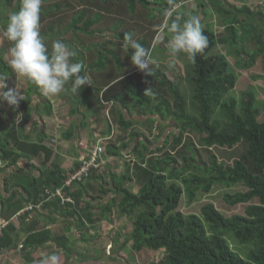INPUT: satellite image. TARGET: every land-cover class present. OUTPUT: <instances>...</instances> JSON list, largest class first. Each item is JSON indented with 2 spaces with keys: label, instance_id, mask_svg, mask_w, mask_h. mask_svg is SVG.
I'll return each mask as SVG.
<instances>
[{
  "label": "trees",
  "instance_id": "trees-1",
  "mask_svg": "<svg viewBox=\"0 0 264 264\" xmlns=\"http://www.w3.org/2000/svg\"><path fill=\"white\" fill-rule=\"evenodd\" d=\"M5 1L8 12L5 24H1V34L8 17L20 7V0ZM51 1L43 0L41 7V35L46 38V46L51 50L54 38L50 33L57 28L61 31L59 39L77 53L81 52L73 58L74 62L83 63L82 74H88L92 81L91 86H84L75 93L71 91L70 81L62 95L65 97L68 94L69 99L77 105L81 100L87 103L89 96L88 108H106V126L109 132L132 128L137 122L133 119L127 120L121 109L131 115L137 113L140 118L146 117V126L150 124L154 127L157 122L160 129L155 145L149 146L150 141L147 138L148 143L142 144L137 158L133 155L134 161L129 164L128 171L119 177L116 173L111 174L106 184L103 181L106 175L97 174V170L103 167L99 154L100 166L92 168L86 181L89 180L90 188L92 180L101 181L97 198L106 193L113 195L111 202L101 210L104 216L101 218L107 222L113 220L115 216L107 213H113L116 208L121 212L119 219L124 221V226L127 220L131 221L129 230L124 233L127 237H102L91 240L107 242L118 238L116 241L120 247L130 243L131 259L124 260V257H120L117 260L112 257L111 260L116 264H142L136 260L137 253L146 249L149 252H163L160 262L150 264H264V101L261 98L259 100L254 87L255 81L264 83V13L248 5H235L227 0H223V4L219 0H211L217 17L216 23H220L223 29L217 33L215 23L207 21L208 13H205V20L201 23L204 34L209 38V46L196 56L195 62L181 53V63H185L184 71L178 69L177 78H172L164 67L173 59L169 54L165 57V62L159 63L162 68L159 64L151 63L152 75H148L132 65L130 57L134 50L122 47L123 35H134L131 17L138 11L144 15V9L149 11L144 23L150 22L151 29L135 40L148 50L151 61L158 42L163 45V54L168 52V41L162 40L167 37L171 39L172 34L163 29L162 24L165 9L172 6L169 0H66L59 3ZM71 2H79L81 7L66 25H62V18H51L53 11L59 14L64 13V7L73 8ZM190 2L192 1L187 3ZM201 3L199 7H202ZM177 11L176 14L183 19L197 14L195 10H189L188 14H180V11ZM99 22L105 23V27L92 28ZM91 31L101 38L93 41L88 47V54H85V43L82 48L78 35L87 32L89 35ZM106 32L111 33L108 34L112 36L111 39H105L103 35ZM68 33H71V36H67ZM161 34H164L162 38ZM3 39L11 46L4 36ZM218 44L227 47L226 54H210ZM4 50L0 48V80L5 79L4 83L8 88L16 87L21 100L18 105H9L7 101L0 102V115L2 110L6 115L7 108L11 113L7 126H0V158L10 159L16 150L26 154L43 152L45 164H51L52 152L43 144L44 135L41 134L38 141L31 140L26 134V127L21 123V113L26 119L39 107H43L44 113L50 115L51 100L26 78V87H22L24 90L19 89L21 85L17 74L5 60ZM228 54L235 59L234 62ZM243 71L248 72L250 83L245 82V76L240 78ZM238 85L247 86V89L242 90L240 99L231 96V91ZM190 87L192 95L189 101L182 88L190 90ZM148 89L151 91L145 94ZM4 90L7 91V88ZM35 94L44 97L45 103L40 100L38 105H30V100ZM258 101L260 107H256ZM165 121L167 122L163 123ZM11 131H17L18 137H14ZM131 133V137L137 134L135 131ZM168 144L170 148L165 150ZM128 148V142L121 141L118 145L111 139L101 147L107 155L118 157ZM213 148L226 149L227 162L221 160ZM205 152L206 161L203 157ZM70 173L71 171L63 177L56 172L49 173L48 179L54 187H58L64 184ZM109 183L112 186H109ZM129 183H133L130 185L138 187V190L131 189ZM29 184L36 186L33 182ZM76 184L82 185L83 181L73 183L67 190L75 199ZM240 185L245 190L230 192ZM215 186L223 188L225 203L233 207L242 205L243 211L226 215L212 200L201 206L199 215L184 214L179 210L185 193L193 199L199 191L207 194ZM28 188L24 186V190ZM38 194L36 202L41 196H47L49 191L39 196ZM15 196L14 192L4 220H9L24 208L23 203L27 195L22 196L19 201H15ZM1 198L0 193V206L4 205L5 201ZM78 200L72 209L80 208ZM90 208L88 203V228H93L95 214ZM12 223L3 227L0 239L3 238L4 231L7 236L6 232L12 229ZM118 227V222L114 223V228ZM81 229L83 230L82 227ZM231 233L241 243L254 244V248L245 258L236 253L229 244L226 237ZM51 236L52 234L44 230L27 237L26 241L30 246L45 245L49 241L58 244L62 241L65 246L63 250L70 257L73 256L69 239ZM91 240L88 238V243L92 244ZM102 247L103 245H100L96 250L99 252L97 256L76 252V261L82 264L89 260H99L100 252L104 251ZM109 248L106 249V254ZM57 257L60 264H65L68 260L64 255Z\"/></svg>",
  "mask_w": 264,
  "mask_h": 264
},
{
  "label": "crops",
  "instance_id": "crops-1",
  "mask_svg": "<svg viewBox=\"0 0 264 264\" xmlns=\"http://www.w3.org/2000/svg\"><path fill=\"white\" fill-rule=\"evenodd\" d=\"M219 1L225 4L223 0ZM227 2L235 5H248L254 10L258 9L264 13V0H227ZM177 3V1L174 2V5ZM200 3L202 7H199ZM201 8H204V10H201ZM187 9L188 12L189 10H195L201 21L205 20V13H208L206 20L214 22L215 28L220 27L221 30L223 29L219 25L220 23H216L217 17L213 11L214 7L211 5V0H197L184 4L177 12L180 11V14H186ZM162 41L165 40L163 39ZM160 52L162 56L158 52L153 53L152 57L154 58L152 60L162 64L167 54L170 55V53L168 51L163 54V50ZM35 96L39 97L37 94ZM46 97L50 99L49 96ZM50 100L52 103L50 115L44 113L43 107H39L37 111H33L30 114V119L29 117L24 119L21 113V123L26 127V134L29 135L31 140L38 141L40 135H44L43 144L52 152L51 164H45L46 160L43 152L39 154H26L24 151L16 150L12 154V158H0V193L2 195L1 200H5L4 205L0 206V220L6 218V211L8 210V205L12 202L11 198L14 192L16 193L15 201H19L22 196L27 195L23 206L29 202L38 203L43 197L41 196L40 200L36 202L38 192L39 194L43 192L47 193L54 187V184L48 179L49 173L56 172L63 177L70 171L72 172L83 159L88 158L91 151L98 147V144L102 147L109 139L117 142L118 145L121 141L129 143V148L123 150L122 155L119 157L107 155L105 150L101 149L100 156L104 166L101 173L107 177L110 171H112L111 166H116V159L122 158L129 160L131 163L134 161L133 155H136L137 158V152L141 150L142 144L148 143L147 138L150 141L149 146L151 147L157 142L156 135L159 133L157 131V122L154 124V127H151L150 124L146 126L144 125L146 117L140 118L137 113L131 115L126 110L121 109L125 113L127 120L133 119L137 122L132 128H120L118 131L109 132L106 126V108L100 109V106L97 107L96 105L92 106L97 108H88V104L83 108L81 103L74 107L73 101H70L68 95L64 97L62 92L58 94L57 98ZM68 100L70 103H67ZM45 101V98L41 97V102L45 103ZM56 102L63 104L56 106ZM62 105H64L66 110L63 109ZM158 120L161 121L160 119ZM25 122L26 124L24 125ZM151 128L153 129L152 131ZM131 131H135L137 134L131 137ZM167 131H169V128H167ZM11 132L14 137H18L17 131ZM31 140L29 141L31 142ZM105 162H107L106 166L104 165ZM101 173L97 172V174ZM114 173L112 172L111 174ZM29 182L36 183V186L30 185ZM6 186L8 187L7 189ZM24 186H28L29 188L24 190ZM84 186H86V189H84ZM109 186H112L111 183H109ZM74 193L77 194V199H79L77 201L80 207L78 210L62 207L58 202H47L41 208L27 212L18 221L13 222L12 229L6 232L7 236H5L4 231L3 238L0 239V264H36L39 261L37 258H42L40 256L46 254V251L37 252V250L40 252L42 247L51 248L53 254L66 256L68 260L65 264H79L76 261V252H80L84 246L88 248V237H91V234L94 232L91 227L88 228V203L90 204L91 211L95 214L93 215L95 225L99 227L96 230L98 237H116L117 235V237H123V230L121 229L123 220L119 222V215L115 213L116 208H114L113 213H107L111 214L112 217L115 216L113 220L107 222L101 218L103 216L101 210L111 202L112 194L106 193L98 198L97 196L94 198L90 197L88 195V181H83L82 185L76 184ZM115 219H117L119 224L118 228H114ZM44 230L52 234L51 237H66L69 239V246L72 249V253H74L73 256L70 257L63 250L65 246H63L64 243L62 241H59L58 244L55 241H49L45 245L37 244L30 246L28 244V241H26L27 237H31V235ZM73 239H76L75 244ZM91 242L93 243V240ZM82 264H88V262Z\"/></svg>",
  "mask_w": 264,
  "mask_h": 264
},
{
  "label": "clouds",
  "instance_id": "clouds-1",
  "mask_svg": "<svg viewBox=\"0 0 264 264\" xmlns=\"http://www.w3.org/2000/svg\"><path fill=\"white\" fill-rule=\"evenodd\" d=\"M181 2L183 1L174 5L173 0H169L172 6L164 11L162 28L172 34L168 41L170 55L177 56L184 53L192 62H195L196 56L203 53L209 46V38L204 34L198 15L183 19L176 14V10L186 4H181ZM42 3L43 0H20L18 11L8 17L3 36L11 43L7 53L10 57V67L17 76L26 78L35 84L44 96L60 94L70 81L73 93L84 86H91V77L86 73L82 74L83 63L74 62L73 58L77 55L74 49L60 39L52 41L51 50L46 46L41 35ZM122 41L123 48L134 50L130 57L132 65L152 75L150 65L153 61L150 60L148 50L130 33H125ZM4 80H0V102L7 101L9 105H18L21 100L20 93L16 87L8 88ZM6 88L7 91L4 90ZM150 91L151 89H148L145 94ZM15 215L9 220L1 219L0 223L3 221H7L8 224L16 222L22 216L16 219ZM57 260V255L51 254L42 257L39 264H57Z\"/></svg>",
  "mask_w": 264,
  "mask_h": 264
},
{
  "label": "rangeland",
  "instance_id": "rangeland-1",
  "mask_svg": "<svg viewBox=\"0 0 264 264\" xmlns=\"http://www.w3.org/2000/svg\"><path fill=\"white\" fill-rule=\"evenodd\" d=\"M62 1H66V0H52L51 3H55V2L59 3V2H62ZM71 3H72V7L73 8L64 7V9H63L64 13H59V14L55 13L53 11V13H52L53 16L51 15V18L52 17L62 18V20H63V24L62 25L63 26L66 25L70 21V19L75 15L76 11H78L79 7H81L79 2H71ZM193 4H195V3H193ZM142 11H144V15H142V13L140 11H138L137 14H135V15H133L131 17L132 27H134V35H133L134 39L136 37H139V35H141V34L143 35L144 32L150 31V29H151L150 22L147 23V21H146L144 23V20L147 19L146 15L147 14L149 15V11L148 10H144V9ZM7 12H8V8H7L6 1L5 0H0V48L5 49L4 50V55H5L4 58H5V60L7 62H9L10 57H9V55L7 53H8V50H9V48L11 46H10L9 43H6V41L3 39V34H1V24L2 23L5 24L6 19H7ZM186 14H188V9L186 10ZM196 15H198V14H196ZM152 17H153V15H152ZM152 17L150 18V20L152 19ZM141 21H143L142 25H140ZM104 27H105V23H100V22L95 24L94 26H92V28H94V29L95 28H104ZM216 30H217V33H220L221 28L220 27L216 28ZM92 31L90 32L89 35H88V32L86 34L80 33L78 35L82 48H83V43H85L84 44V48H83V53H85V54H88L89 45H91L92 42L95 41L96 39L98 40L99 38H101V37H97V33H92ZM60 32L61 31H58V29L56 28L55 31L51 32L50 34L54 38V40H56V39L60 38V37H58L60 35ZM62 33L64 34V30L62 31ZM108 34H111V33L106 32L103 35L105 37V39L106 38H109V39L112 38V36L108 35ZM66 35L67 36H71V33H68ZM163 36H164V34H161L160 38H162ZM43 38H44V36H43ZM44 39H46V38H44ZM169 40L170 39H168V37L165 38V41H169ZM162 50H164V48L158 42L156 44L155 48H154L153 53H157L158 52L162 56V54L160 52ZM166 50L168 51L167 48H166ZM227 51L228 50H227L226 46H222V45L218 44V45H216L215 49L210 54H214V53L226 54ZM80 53H77V55H79ZM124 53H125V51H124ZM180 54H178L177 56L169 55L173 59L171 61L167 62V66H164L167 74H169L172 78H177L178 73H179L178 69H181V72L184 71L183 67H185V63H181L182 57H180ZM228 57L232 60V62L235 61V59L232 56H229V54H228ZM124 58H125V56H124ZM152 58H154V57H152ZM153 63L155 65L159 64V63H156V62H153ZM158 66L162 68V66L160 64ZM242 76L246 77V79H245L246 83H250L248 72L242 73L240 75V78ZM17 78H18V81L20 82L19 85H21V86H19V89L24 90L22 87H26L25 78L19 77V76H17ZM184 82H183V85H184ZM255 82L256 83H254V87H255V89L257 91V94L259 96V100L261 98L264 101V85H263L264 83L261 84L259 81H255ZM16 83H18V82L16 81ZM185 86L189 87V85H186V84H185ZM245 89H247V86H239L238 85V87L236 89L231 91V96H233V97H235L237 99H240L241 94H242V90H245ZM182 90L185 93V95L188 98V100L190 101L191 95H192V87H190V90H189V88H187L186 90L184 88H182ZM22 93H24V91H22ZM70 95H72V94L70 93ZM57 96L58 95L49 96V97H50V99H55V98H57ZM40 100H41V97H38V96L34 97L33 96V98L30 100V105H33V106L38 105ZM88 100H89V96H88ZM88 100H87V103H88ZM70 101L68 100L67 103H70ZM259 102L260 101H258L256 103V107H260ZM81 103H82L81 106L83 108H85L87 106L86 101L81 100ZM60 104H63V103H57L56 102V106H58ZM73 104H74L73 105L74 107L77 106L76 102H74V101H73ZM79 104H80V102H79ZM62 107H63V109H65L64 105H62ZM261 108H263V107H261ZM1 113L2 114L0 115V126L4 127V124H6L5 126H7V124L9 123V119L11 118V113H10L9 108H7V110H6V115H4L3 110L1 111ZM29 119H30V117H29ZM25 124H26V122L24 123V125ZM157 131H160V129L157 128ZM10 135H12V134H10ZM170 135H171V138H172V134L171 133H170ZM169 148H170V144H168V146H167V148L165 150H168ZM213 151L218 155V157L221 160H224V161L227 162V158L228 157H227V150L226 149L213 148ZM156 155H158V153H156ZM203 157H204V160L206 161L207 160L206 152L203 153ZM106 163L107 162H105V164H104L105 166H106ZM115 163H116V166L115 165L111 166L112 171H110V174H109L110 176H111L112 172L117 173L118 174L117 177L121 176L122 174H124V173H126L128 171L129 164H132V163H130L129 160H125V159H122V158L116 159ZM122 164H124V166H122ZM103 168H104V166L99 168L97 170V172L101 173L103 171ZM109 175H107L106 179H103L105 184L107 182H109ZM100 183H101V181L99 182V181H96V180H92V187L91 188L88 187V189H89L88 194H89L90 197L94 198V197L97 196V192L99 190ZM130 184H133V183H129V186H130L131 189H134L135 191L138 190V187H134L133 185H130ZM240 190H245V188L242 185H240L239 187L233 188L230 192H235V191H240ZM224 193L225 192H224L223 188H220L219 186H215L212 189V191L210 193H207V194L203 193L202 191H199L198 193H196V196L193 199L190 198L189 194L185 193L183 195V197H182V202L180 203L179 210L181 212H183L184 214H198L199 215L201 206L205 202L212 200L216 204V206H218V208L221 209L226 215L242 212L243 211V206L242 205H237V206L233 207V206H230L228 203H225L223 201ZM115 213H116V215H119V216L121 215V212H119V210H117V209H116ZM127 218H125V219H127ZM118 220L120 222L122 219H118ZM115 221L117 222V219H115ZM130 221H131L130 219L127 220L126 225L125 226H123V225L121 226V229L123 230V237H127V235H125L124 233H125V231L129 230L128 228L130 227ZM92 229H93L94 232H93V234H91V237H88V238L89 239L90 238H100L96 234V230L99 229V227L96 226L95 223H94ZM100 235H102V234H100ZM113 238H115V237H113ZM113 238L112 239L109 238L112 241L110 240V241H107V242L106 241H99V240L96 241V240H94L92 244L88 243V248L84 246V248L81 249V251L79 253L84 254V255L85 254H89V255H96L97 256L99 254V252L97 253L96 250L100 247V245H103L102 249H104V251L100 252L101 257L99 258V260H93V261L89 260L88 264H116L113 260H111L112 257L113 258L116 257L117 260H119L118 258H120V257H124L125 258L124 260H128V259L130 260L131 259L130 258L131 253H130V250H129L130 249V246H129L130 243L127 244L124 247H120L119 246V242L116 241V240H118V238H116V240L113 239ZM226 238H227L229 244L231 245L232 249L236 253H238L240 256H242L243 258H245L247 255H249L250 250L254 248V244L253 243H241L238 239H236L233 236L232 233L230 235H227ZM122 241H123V239H122ZM73 242L75 244L76 243V239H73ZM107 248H109V250H108V253L106 254L105 251H106ZM43 251H46V254L41 255L40 257H44V256H47V255L53 254V250L51 248L42 247V250H40V252L37 250L38 253H41ZM162 256H163V252L162 251L149 252L148 249H146V250L141 251L140 253H137L136 260H137V262H140L142 264H150L151 262H160ZM36 264H39V261ZM57 264H60V262L57 261ZM118 264H121V263H118ZM122 264H126V263H122Z\"/></svg>",
  "mask_w": 264,
  "mask_h": 264
},
{
  "label": "built area",
  "instance_id": "built-area-1",
  "mask_svg": "<svg viewBox=\"0 0 264 264\" xmlns=\"http://www.w3.org/2000/svg\"><path fill=\"white\" fill-rule=\"evenodd\" d=\"M189 1L194 0H183L181 4L187 3ZM100 152L101 146L98 144V147L91 151L89 158L83 159L80 164L69 174V176L64 180L63 185L51 188L49 190V194L47 196H43L42 200L38 203L29 202L24 209L15 215V218L18 219L20 215L26 212H32L38 208H41L44 203L47 202H58L62 207L69 209L75 207L77 205L76 199L71 194H69L67 190L75 182L86 181L91 171L94 168H98L100 166V162L98 161ZM7 224V221L0 223V234L2 233L3 227H5Z\"/></svg>",
  "mask_w": 264,
  "mask_h": 264
}]
</instances>
